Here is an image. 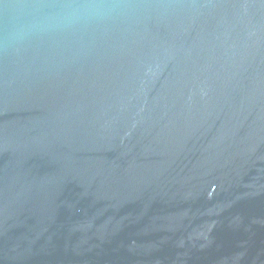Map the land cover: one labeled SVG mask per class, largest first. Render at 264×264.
Masks as SVG:
<instances>
[{"label":"water","instance_id":"water-1","mask_svg":"<svg viewBox=\"0 0 264 264\" xmlns=\"http://www.w3.org/2000/svg\"><path fill=\"white\" fill-rule=\"evenodd\" d=\"M0 264H264V0H0Z\"/></svg>","mask_w":264,"mask_h":264}]
</instances>
